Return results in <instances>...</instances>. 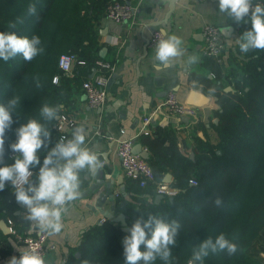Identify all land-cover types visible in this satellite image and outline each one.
I'll return each instance as SVG.
<instances>
[{"label":"trees","instance_id":"1","mask_svg":"<svg viewBox=\"0 0 264 264\" xmlns=\"http://www.w3.org/2000/svg\"><path fill=\"white\" fill-rule=\"evenodd\" d=\"M107 1L0 0V32L39 36L44 49L30 62L20 55L8 62L0 59V104L14 96L21 99L12 114V128L6 133L4 163L14 162L15 153L9 145L15 142V130L30 118L44 122L40 116L43 104L60 106L58 116L68 115L73 92L82 90V83L88 80L81 82L79 73H90L101 60L96 28ZM33 3L37 7L34 16L28 14V6ZM18 18L23 23L10 29L9 24ZM239 28L242 33L250 30L251 22L240 23ZM237 49L242 59L229 70L225 83L214 63L210 64L214 78L198 79L207 88L206 95L217 98L218 109L212 114L217 123L211 120L207 128L199 124L204 137L195 136L193 158L181 154L171 130L141 138L156 181L169 174L170 186L178 193L155 203L153 187L140 189L134 181L125 179L123 191L113 198L115 216L123 214L128 229L137 219L147 220L148 215L179 222L171 264H186L195 247L208 238L214 241L221 233L229 239L235 237L240 250L231 256L210 253L203 264H264V50L242 53L239 45ZM63 54L75 55L84 63L74 65L72 76L58 67ZM226 87L231 91L225 92ZM57 121L47 124L51 131L49 149L57 143ZM46 154L42 149L38 166H42ZM13 193L10 184L0 191V221L10 220L15 234L22 235L27 224L23 215H16L20 207ZM217 197L223 201L219 207L214 203ZM127 235L130 233L123 232L119 224L106 219L84 231L80 244L68 253L64 264H125L122 240ZM6 238L0 230V241ZM141 250H145L143 245ZM154 264L165 262L158 258Z\"/></svg>","mask_w":264,"mask_h":264},{"label":"crops","instance_id":"2","mask_svg":"<svg viewBox=\"0 0 264 264\" xmlns=\"http://www.w3.org/2000/svg\"><path fill=\"white\" fill-rule=\"evenodd\" d=\"M127 2L134 8L133 23L115 24L101 17L99 27L96 28L97 41L102 47L100 61L109 62L114 66L113 72L108 76L106 104L101 108L89 107L83 91L79 90L73 92L68 112L75 121L71 129H66L68 137L71 138L77 128L82 127L85 130L86 146L98 153L102 162L105 184L100 185L102 175L99 173L95 176L86 171L81 173V195L64 213L62 217L64 227L61 233L50 236L53 248L45 256L48 264H64L68 253L80 244L84 231L99 224L98 221L104 218L101 211L115 215L114 193L120 194L123 191L118 185L119 178H122L121 184L125 185V178L116 155V141L131 139L134 145L141 144V138L147 137L140 133L142 119L168 92H174L178 101L185 105H189L187 100L191 91L206 95L207 88L198 79L214 78L210 68V64L214 62L202 56L203 42L200 34L202 27L207 24L213 25L219 28L220 32L226 26L232 29L226 35L221 32L226 45L225 61L221 66L214 63L222 83H225L224 78L234 67L235 62L242 59L235 41L243 34L239 28L240 24L230 18L227 19L219 12L218 0H175L174 10L166 22L164 18L168 5L163 3V0ZM154 30L161 31L164 38L174 34L183 40L185 54L174 62L171 69L157 70L155 66L157 63L154 60L155 49L147 45ZM190 54L197 55L199 62L188 67L186 61ZM229 56L235 57V60H230ZM95 71L96 68L90 73L83 71L79 73L78 79L81 82L89 80ZM206 97L208 102L203 108L195 107L198 110L196 119L158 116L150 123L148 137L159 131L171 130L181 154L186 157L193 155L195 136L204 137V130L199 124L207 128L209 121L214 122L212 114L218 109L213 97L208 95ZM122 130L123 134L120 133ZM142 150L145 149L142 147ZM104 192L108 195L98 209L94 206V201L99 193ZM24 210L20 207L16 215H23ZM26 224L21 231L22 234L35 235L38 232L30 230L29 222L26 221ZM3 235L7 238L0 241V264H6L19 252V245L15 237H12L13 234L9 232Z\"/></svg>","mask_w":264,"mask_h":264},{"label":"clouds","instance_id":"3","mask_svg":"<svg viewBox=\"0 0 264 264\" xmlns=\"http://www.w3.org/2000/svg\"><path fill=\"white\" fill-rule=\"evenodd\" d=\"M218 10L237 24L251 22V29L235 39L242 53L264 50V4L254 3V0H218ZM28 14H37L36 4H29ZM22 23L23 20L18 18L9 24V28L17 29L18 24ZM224 32L230 33L231 27L226 26ZM43 51L39 36L28 38L17 35L15 31L0 32V59L4 62L18 55L30 62ZM184 54L182 38L174 34L167 35L156 43L155 66L157 70L171 69L174 62ZM198 62L199 57L190 54L186 64L191 67ZM20 103V97L14 96L6 104H0V191L5 189L6 184L12 186L15 200L25 209L23 219L30 223V230L47 233L49 236L56 235L64 227V213L81 195V173L86 171L95 176L103 165L99 154L86 146L87 133L82 127L75 129L70 139L61 137L54 147L48 148L51 131L47 124L60 118V106H50L48 103L40 108L43 123L30 118L15 130V142L9 145L15 153V159L11 164L4 163L6 133L12 128V114ZM42 149L47 154L36 174V182H33L32 169L41 164ZM214 203L219 207L223 201L217 197ZM179 229L180 224L176 220L169 222L153 215H148L147 220L137 219L128 229L130 235L122 240L125 264H154L158 258L165 264H171L172 248L177 243ZM234 240L235 237L229 239L223 233L214 241L212 238L205 239L193 249L188 264H203L210 253L226 252L229 256L236 254L240 249ZM141 245L145 250H141ZM18 250L21 255L13 256L7 264H48L45 257L36 250Z\"/></svg>","mask_w":264,"mask_h":264},{"label":"built area","instance_id":"4","mask_svg":"<svg viewBox=\"0 0 264 264\" xmlns=\"http://www.w3.org/2000/svg\"><path fill=\"white\" fill-rule=\"evenodd\" d=\"M257 2L264 4V0H254V3ZM104 18L115 24L122 25L125 23H133L134 8L130 6L127 0H108L105 5ZM200 34L203 42L202 56L214 62L216 65L221 66L226 57V45L222 39V34L219 28L207 24L202 27ZM162 38H164L162 32L154 30L147 45L150 48L155 49L156 43ZM76 63L79 65L84 64L72 54H63L58 59L59 69L70 76H72V70ZM113 70L114 66L111 65V63L97 61L96 71L93 77L82 83L81 89L89 107L101 108L106 104L108 76ZM56 81L57 78L55 77L53 82L56 83ZM197 114L198 110L195 107L180 103L176 94L171 91L165 95L164 99L158 101L153 106L151 112L142 119L140 133L149 136L150 123L158 116L196 119ZM59 117L56 125V132L58 135L56 138L57 142L61 137L70 139L66 132L75 125L74 119L69 115L62 114ZM123 132L124 131L122 130L120 133L123 134ZM133 146L134 141L131 139L116 141V155L119 158L124 178L134 181L140 189H145L150 186L153 187L155 196L161 195L163 198L174 197L178 193V190L170 186L171 182L167 183L163 180L157 182L154 172L148 162L132 152ZM10 156L13 157L14 154L12 153ZM33 173L34 175L32 178L36 179V174H38V172L33 171ZM190 184L195 185L196 183L190 181ZM118 195L119 193H114V197H118ZM105 220V218H102L98 223L102 224ZM6 224L9 232L14 235L19 248H31L38 251L44 257L47 252L53 248V245L50 243V236L47 233L37 232L35 235H17L12 229L11 221L8 220ZM20 255L21 253L19 251L15 256L19 257ZM186 264H188V262Z\"/></svg>","mask_w":264,"mask_h":264},{"label":"water","instance_id":"5","mask_svg":"<svg viewBox=\"0 0 264 264\" xmlns=\"http://www.w3.org/2000/svg\"><path fill=\"white\" fill-rule=\"evenodd\" d=\"M163 3H167L168 5V11L165 15V18H164V21H168L170 15L172 14L173 10H174V3H175V0H163ZM232 31V29H231ZM221 32L223 35H226L225 32H224V29H221ZM146 54V53H145ZM225 92H229L231 91V88L230 87H226L224 89ZM213 100L216 102L217 98L216 97H213ZM208 102V98L206 97V95H204L203 93L201 92H198V91H191L189 96H188V100H187V103L189 105H192L193 107H196V108H203ZM214 123H217V120L215 119L214 120ZM132 152L134 154H137L139 155L142 159L144 160H148L149 156H148V152L146 150H142V146L141 144H135L132 148ZM190 158H193V155L190 156ZM63 162V161H62ZM39 167L40 166H37L35 168V171L38 172L39 170ZM99 174L102 175V179L101 181L99 182L100 185H104L105 184V180L103 179L104 178V169L101 167L99 172ZM164 182H171L172 179H171V176L169 174H166L165 178L163 179ZM33 182H36L35 180H33ZM122 183V178H119L118 180V185L120 186V188H123V185L121 184ZM97 189V188H95ZM108 193L107 192H104V193H99L97 195V199L96 201H94V206L97 207L98 209H100V204L106 200V197H107ZM112 198V197H111ZM163 197L161 195H157L155 196V203H158L160 200H162ZM19 207H23L21 204H19ZM91 209L93 207H90ZM89 208V209H90ZM19 211L16 212V214H18ZM102 215L104 216L105 219H108L114 223H117L120 225L121 227V230L125 233H128V228L126 227V222H125V217L123 214H119V215H114V214H111L109 212H106V211H101ZM0 230L4 233V234H8L9 233V229L7 227V224L6 222L4 221H0ZM264 256V255H263Z\"/></svg>","mask_w":264,"mask_h":264},{"label":"rangeland","instance_id":"6","mask_svg":"<svg viewBox=\"0 0 264 264\" xmlns=\"http://www.w3.org/2000/svg\"><path fill=\"white\" fill-rule=\"evenodd\" d=\"M210 131V130H209ZM263 255V254H262ZM262 257H264V256H262Z\"/></svg>","mask_w":264,"mask_h":264}]
</instances>
